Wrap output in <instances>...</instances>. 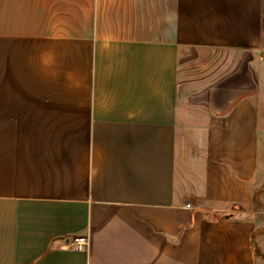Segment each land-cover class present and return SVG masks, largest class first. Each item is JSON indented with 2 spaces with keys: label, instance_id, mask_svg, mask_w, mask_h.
<instances>
[{
  "label": "crops",
  "instance_id": "crops-1",
  "mask_svg": "<svg viewBox=\"0 0 264 264\" xmlns=\"http://www.w3.org/2000/svg\"><path fill=\"white\" fill-rule=\"evenodd\" d=\"M263 188V0H0V264H264Z\"/></svg>",
  "mask_w": 264,
  "mask_h": 264
},
{
  "label": "rangeland",
  "instance_id": "rangeland-1",
  "mask_svg": "<svg viewBox=\"0 0 264 264\" xmlns=\"http://www.w3.org/2000/svg\"><path fill=\"white\" fill-rule=\"evenodd\" d=\"M263 20H264V6H263ZM263 45H264V29H263ZM264 189V188H263ZM259 205L261 206V214L257 216V223H258V228L261 229L262 233L259 234V232L256 235V238L261 240V244H258L261 252L264 254V203L259 202ZM258 240V243H259ZM262 264V263H259Z\"/></svg>",
  "mask_w": 264,
  "mask_h": 264
},
{
  "label": "built area",
  "instance_id": "built-area-1",
  "mask_svg": "<svg viewBox=\"0 0 264 264\" xmlns=\"http://www.w3.org/2000/svg\"><path fill=\"white\" fill-rule=\"evenodd\" d=\"M88 245L89 241L86 238H75L71 243V247L77 248L78 250H82Z\"/></svg>",
  "mask_w": 264,
  "mask_h": 264
},
{
  "label": "trees",
  "instance_id": "trees-1",
  "mask_svg": "<svg viewBox=\"0 0 264 264\" xmlns=\"http://www.w3.org/2000/svg\"><path fill=\"white\" fill-rule=\"evenodd\" d=\"M263 6H264V0H263ZM263 29H264V20H263ZM259 199V197H258ZM258 207H260L259 202H257ZM235 210H242L241 207L235 206ZM216 219H222L221 217H215Z\"/></svg>",
  "mask_w": 264,
  "mask_h": 264
}]
</instances>
